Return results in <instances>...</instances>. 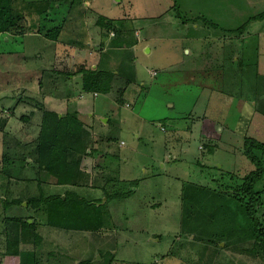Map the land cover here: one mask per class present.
<instances>
[{"label": "rangeland", "instance_id": "rangeland-1", "mask_svg": "<svg viewBox=\"0 0 264 264\" xmlns=\"http://www.w3.org/2000/svg\"><path fill=\"white\" fill-rule=\"evenodd\" d=\"M71 1L17 0V26L0 32V264L16 220L35 229L34 244L20 247L35 264H264L238 198L254 169L245 140L264 143V17L248 21L264 13V0ZM46 8L57 13L40 16ZM63 16L62 43L85 49L96 29L102 42L91 43L92 62L122 82L120 97L72 83L65 110L55 108L83 122L89 111L97 123L84 127L73 185L55 184L37 160L50 86L76 75L69 57L56 63L58 44L45 37ZM45 19L53 21L38 31ZM48 114L51 129L66 133V119ZM254 155L263 165L255 190L264 226V153ZM114 183L133 194L108 201L104 189L112 194ZM68 192L101 199L99 229L49 226L43 206L28 203Z\"/></svg>", "mask_w": 264, "mask_h": 264}, {"label": "trees", "instance_id": "trees-1", "mask_svg": "<svg viewBox=\"0 0 264 264\" xmlns=\"http://www.w3.org/2000/svg\"><path fill=\"white\" fill-rule=\"evenodd\" d=\"M16 1L17 0H0V32L11 30V28L13 29L17 26L15 18H20L19 14L16 16L13 15V8ZM62 1L68 2L71 0H54L53 5L57 8ZM75 1L77 0H72L71 4L73 5ZM40 13V16L44 15L47 17L48 14L54 15L57 12H53L52 9L47 10L46 8L43 11L41 10ZM263 17L264 13L258 14L251 17L248 21L259 20ZM61 19L62 26H54L47 32V34H45V37L51 38L54 41H57L60 38L61 29L64 27L66 18L63 16ZM45 20V23H42V25L40 23L38 26V31H43L47 25L53 21L51 19ZM248 21L244 24L248 23ZM96 23L100 25L101 18H98ZM14 30L17 32V29ZM239 30L240 29L236 31ZM20 33L23 32L20 31ZM82 67L83 66L78 67L75 73L83 74V77H81V90L84 93L93 94L100 93V91L105 94L110 93L112 90L111 83L115 78V75L109 72L100 71L97 68H94L90 73L85 74V70H82ZM117 93L120 97L121 92L118 90ZM48 113L53 114L54 120L66 119L64 122L66 124L64 128H68L66 129V133L63 132V129L61 132L51 129V124H49L48 120H45L46 116L49 115ZM80 116L81 115L76 114L69 115L67 113L65 116L59 117V115L53 111L46 112L43 115V125L38 135L37 160L43 170L51 176L50 178L55 179V184L57 185H73L75 178H77V174L79 175L78 167L80 159L77 157V154L81 152L82 155V153L86 152V148L83 147V135L85 133L84 127L86 126L83 121L80 120V118H82V116ZM21 119L23 121L27 120L25 117H21ZM75 143H79V145H74ZM244 145V154L251 164L254 165V169L243 178V183L238 190V198L244 203L245 214L252 223V232L255 236L254 243L261 241V247L264 252V226L259 222L257 217V207L259 206L258 201H260V197L259 192L255 190V186L263 177V165L261 160L254 155L255 149H259L264 153V143L256 141V139L253 138H248L245 140ZM89 153H93V151L90 150ZM105 156L106 155H100L98 161L102 162V164L98 163L103 168L111 170L109 166L104 164V162H106L103 159ZM3 161L6 164L9 160L4 158ZM125 185L126 183H114L112 185V194H109L107 190L104 189L106 199L111 201L130 197L133 194L132 187L127 191L117 190V186L125 188ZM100 201L101 199L94 201L87 200L77 193L68 192L65 193V195H52L48 198L42 196L39 199H30L28 203H31L33 207L40 205L43 206L42 209L46 214L49 226L59 229L94 230L99 229L103 223V211L102 205H99ZM14 223H16L18 231L6 240V247L3 254L4 262L6 264L9 262H11L10 264H17L18 262H21L22 264H35L32 263V255L28 253V251L22 252L20 249L22 245L28 247L29 243L34 244L33 239L37 236L34 234L35 229H33V225L29 224L26 220H16Z\"/></svg>", "mask_w": 264, "mask_h": 264}, {"label": "crops", "instance_id": "crops-1", "mask_svg": "<svg viewBox=\"0 0 264 264\" xmlns=\"http://www.w3.org/2000/svg\"><path fill=\"white\" fill-rule=\"evenodd\" d=\"M90 28H91V26H90ZM92 28H98V27H92ZM91 32L92 33H90V35H88V39H87V41H90V42H88V44L86 45L85 49L80 48L79 47L80 43L76 42V45H78V47H79V51H77L76 46L62 43L61 37L57 41H55L58 44V49L55 51L54 56H53L54 58H56V63H60L59 60H64L65 61V58L67 59V57H69L70 61H71L69 65H73V67H74L73 71H76L78 69V67L83 66V64H85L86 62H88L89 65H93L94 64L93 68L98 67V64L96 65L95 62L94 63L92 62L94 60V52L90 53V46H92L91 43L94 42V45H95L94 48L96 49L97 45L99 46V43L102 42V40L100 42H98L100 40L101 36L98 34L99 32L96 29H92ZM98 36H99V38H98ZM90 56L93 57L91 60L88 59V57H90ZM80 57H83V59H81ZM83 67H85V66H83ZM75 74L76 75H74V76H72L70 78L71 82H69V83H68V81H64V82H62L60 87H57L58 86L57 83H55V84L53 83L50 86V88L52 87V89L50 90L49 104H51V110L53 112H56L59 115V117H61V114H60L59 110L55 109V108L56 107H62L60 109H64L65 110L64 104L67 103V101H69L71 99V98L68 99V97L73 95V92L71 91L72 83H74V88L80 89V91H82L81 90V79H80V82H78V80L76 78V77L79 76L80 73H75ZM116 77H118V76H115V78L112 80L111 89H118L120 87L119 84L122 86V82L121 81H120L121 83L118 82ZM59 81L60 80H58V82ZM115 94H116V92H115ZM93 95L95 97L98 96V94L95 95V93H93ZM108 95H110V94H108ZM51 99H53L52 100L53 103H52ZM80 113H82V112L80 111ZM87 114H89V115H87V117H86L87 119H85L86 122H83L84 125L86 127H90V125L93 123L96 126L97 123L94 122L95 119H93L94 118L93 114H90L89 111L87 112ZM79 115H81V114H79ZM104 123L106 125H108V120L106 119L104 121ZM107 127L108 126H104V124H102V127H100L101 132H105V129Z\"/></svg>", "mask_w": 264, "mask_h": 264}, {"label": "water", "instance_id": "water-1", "mask_svg": "<svg viewBox=\"0 0 264 264\" xmlns=\"http://www.w3.org/2000/svg\"><path fill=\"white\" fill-rule=\"evenodd\" d=\"M149 51H150L149 47H145V48H144V52L147 53V52H149ZM63 197H64V196H63ZM104 199H105V198H103V201H104Z\"/></svg>", "mask_w": 264, "mask_h": 264}, {"label": "clouds", "instance_id": "clouds-1", "mask_svg": "<svg viewBox=\"0 0 264 264\" xmlns=\"http://www.w3.org/2000/svg\"><path fill=\"white\" fill-rule=\"evenodd\" d=\"M98 93H95V95H97Z\"/></svg>", "mask_w": 264, "mask_h": 264}]
</instances>
